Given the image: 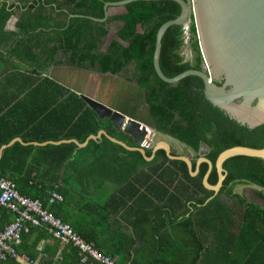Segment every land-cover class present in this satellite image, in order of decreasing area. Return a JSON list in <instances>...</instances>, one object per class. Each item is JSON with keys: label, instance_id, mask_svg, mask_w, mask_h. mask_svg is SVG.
I'll list each match as a JSON object with an SVG mask.
<instances>
[{"label": "crops", "instance_id": "0c3cea01", "mask_svg": "<svg viewBox=\"0 0 264 264\" xmlns=\"http://www.w3.org/2000/svg\"><path fill=\"white\" fill-rule=\"evenodd\" d=\"M18 14L0 33V175L116 264H264V200L254 194L264 189L240 183L239 191H232L247 202L221 195L222 201L201 210L181 196L187 191L178 181L180 172L164 177L170 186L160 182L167 193L156 184L148 191L150 166L135 169L133 155L125 152L135 150L105 135L136 146L132 138L111 129L108 119L99 120L80 95L124 115L121 105L127 103L135 112L132 107L138 105V117L145 119L148 106L143 91L118 75L109 78L102 74L110 73L69 64L67 56L46 44V37H31L38 30L20 35L15 28ZM121 26V22L108 24L102 52L117 40ZM155 135L153 144L165 142L171 155H188L192 161L198 157V151L184 143L166 134ZM154 152L146 153L149 159L140 154L150 161ZM52 192L61 199L47 201ZM253 205L263 211L262 217ZM8 221V215L5 222L2 217L3 224ZM15 252L16 258L0 264H77L79 260L75 247L61 244L42 227L29 228Z\"/></svg>", "mask_w": 264, "mask_h": 264}, {"label": "trees", "instance_id": "16d2710c", "mask_svg": "<svg viewBox=\"0 0 264 264\" xmlns=\"http://www.w3.org/2000/svg\"><path fill=\"white\" fill-rule=\"evenodd\" d=\"M106 1L117 0H14L11 3L3 1L0 3V33L13 14L19 12L15 28L20 35L38 30L31 37H46V44L52 43V51L58 50L61 55L67 56L69 64L88 66L97 72L118 75L134 82L143 91L148 106V117L139 118L138 105L136 108L132 107L136 109L135 112L130 110L127 103L121 105V109H126L125 115L143 121L153 131L166 134L195 152L198 151L200 142H204L210 149L206 157L213 165L218 154L227 147L264 146V124L247 128L228 118L224 110L204 98L203 82L199 77L187 76L171 86L155 76L152 56L156 30L162 23L180 14L181 6L178 2L136 0L125 5L124 14L108 16L102 23L90 20L88 17H104L103 3ZM189 20V50L194 54L193 63L185 62L179 54L183 46L182 25L168 27L160 38L157 58L159 71L165 78H172L190 69L205 71L193 17L190 16ZM112 22H121L122 26L116 34L117 40H111L102 52L101 48L108 33L107 26ZM43 40L39 39L41 43ZM133 94L134 97H139L137 93ZM108 125L111 128L110 123ZM109 143L120 149L114 143ZM125 152L133 155L138 164L135 169L140 165L150 166L147 173L148 191L152 184H156L163 189V193H167V187L164 189L160 182L164 186H170L171 182L164 177L172 172H180L181 179L178 181L187 191L181 196H185L186 201L190 200L195 207H201L200 210L222 201L221 195L234 202H247L244 197L232 191L234 184L250 183L264 188V158L233 155L223 160L224 177L218 193L205 203L213 194L212 190L206 189L202 184L207 163L201 162L198 172L191 176L182 160H167L162 149L155 150L150 161H145L137 150ZM146 153L150 155L151 148L146 149ZM151 175H154L155 179H152ZM216 181L217 173L213 166L208 175V182L213 185ZM254 194L264 200V192L254 190ZM252 207L262 217L263 211L257 206ZM6 216L4 213V222Z\"/></svg>", "mask_w": 264, "mask_h": 264}, {"label": "water", "instance_id": "95a60500", "mask_svg": "<svg viewBox=\"0 0 264 264\" xmlns=\"http://www.w3.org/2000/svg\"><path fill=\"white\" fill-rule=\"evenodd\" d=\"M136 0L106 1L103 3L102 19L88 17L96 22H105L111 8H121L126 13L125 5ZM149 1V0H147ZM181 6L180 14L162 23L156 30L152 65L155 76L163 83L176 85L187 76H197L203 82V95L212 105L224 110L228 118L239 125L248 127L264 124V0H174ZM190 16L193 17L198 47L202 57L204 70H186L182 73L165 78L159 71L157 58L160 38L170 26H181ZM115 78L112 74H102ZM85 103L94 110L99 120L108 119L111 127L130 136L136 146H127L123 142L109 140L130 150H137L145 159L146 149L140 146L144 135L142 124L118 112L102 102L81 93ZM142 124V125H141ZM161 148L168 158L182 160L191 175L198 172L201 162L207 163V170L202 178L203 186L212 190L215 196L222 186L224 170L223 160L233 155H246L264 158V146L251 148L234 145L222 150L214 165L206 157L209 147L200 142L198 157L193 168L192 158L188 155L173 156L165 142L152 145L151 155ZM214 166L217 173L215 184H209L208 175Z\"/></svg>", "mask_w": 264, "mask_h": 264}, {"label": "built area", "instance_id": "2783aa9c", "mask_svg": "<svg viewBox=\"0 0 264 264\" xmlns=\"http://www.w3.org/2000/svg\"><path fill=\"white\" fill-rule=\"evenodd\" d=\"M188 20L182 25L183 45L190 40ZM142 125V124H141ZM144 128V137L140 146L144 149L152 148L153 129L147 125ZM47 201L50 203L61 199L56 192H52ZM7 214L9 221L3 224V214ZM0 262L5 258H15L14 246L21 236L31 227H42L61 244L75 247L78 250L77 264H116L115 261L101 253L91 243L85 242L78 233L61 219L54 216L40 201L20 194L14 183L0 175Z\"/></svg>", "mask_w": 264, "mask_h": 264}, {"label": "rangeland", "instance_id": "374dc122", "mask_svg": "<svg viewBox=\"0 0 264 264\" xmlns=\"http://www.w3.org/2000/svg\"><path fill=\"white\" fill-rule=\"evenodd\" d=\"M110 11H111L110 12L111 15L112 14H115V15L122 14L121 8H111ZM116 25H118V24H116ZM179 54L181 55V57L183 58V60L185 62L193 63L194 54L192 53V51L189 50L188 44L187 45L184 44L182 46V48L179 50ZM155 137H156L155 132H153V141L155 140ZM177 147L178 146L176 145V148ZM179 151H181V152L185 151V147L184 148L179 147ZM244 185L252 186V184H250V183H244ZM240 186H241L240 183L234 184L232 186V189H234L235 191H239Z\"/></svg>", "mask_w": 264, "mask_h": 264}, {"label": "flooded vegetation", "instance_id": "af4514ba", "mask_svg": "<svg viewBox=\"0 0 264 264\" xmlns=\"http://www.w3.org/2000/svg\"><path fill=\"white\" fill-rule=\"evenodd\" d=\"M8 2V1H7ZM8 3H11V2H8ZM242 126V125H241ZM246 126V125H245ZM257 126V125H256ZM247 128H252V127H254V126H252V127H248V126H246ZM261 188V187H260ZM264 189V188H263Z\"/></svg>", "mask_w": 264, "mask_h": 264}]
</instances>
